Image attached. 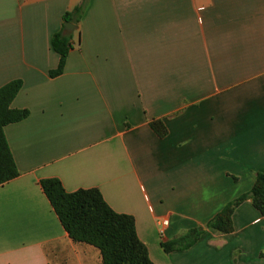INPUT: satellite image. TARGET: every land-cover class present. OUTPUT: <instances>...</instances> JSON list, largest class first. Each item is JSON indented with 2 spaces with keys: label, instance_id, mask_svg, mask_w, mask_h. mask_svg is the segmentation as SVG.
<instances>
[{
  "label": "crops",
  "instance_id": "crops-1",
  "mask_svg": "<svg viewBox=\"0 0 264 264\" xmlns=\"http://www.w3.org/2000/svg\"><path fill=\"white\" fill-rule=\"evenodd\" d=\"M82 2L0 0V88L22 80L11 107L30 112L5 128L20 175L0 186V264H102L64 229L49 178L133 216L155 264H264L251 198L231 233L207 227L264 174V0H89L53 78L52 37Z\"/></svg>",
  "mask_w": 264,
  "mask_h": 264
},
{
  "label": "trees",
  "instance_id": "trees-1",
  "mask_svg": "<svg viewBox=\"0 0 264 264\" xmlns=\"http://www.w3.org/2000/svg\"><path fill=\"white\" fill-rule=\"evenodd\" d=\"M89 0L66 12L63 27L52 37V48L59 54L57 69L50 72L51 77L63 74L70 51L73 49V32L65 31V24L78 26ZM23 87L22 80H14L0 88V186L17 177L20 172L9 146L5 128L19 123L30 115L28 110L13 109V101ZM159 136L166 135V128L160 121L151 124ZM41 187L55 210L69 237L76 243H85L97 248L102 264H155L147 246L137 234L133 216L114 211L105 201L99 189H80L68 193L57 178L41 180ZM247 198L264 217V174H258L255 186L249 194L229 203L207 225L222 234L233 231L235 209ZM203 229H193L187 235L162 242L165 252L183 251L191 248L200 238Z\"/></svg>",
  "mask_w": 264,
  "mask_h": 264
},
{
  "label": "built area",
  "instance_id": "built-area-1",
  "mask_svg": "<svg viewBox=\"0 0 264 264\" xmlns=\"http://www.w3.org/2000/svg\"><path fill=\"white\" fill-rule=\"evenodd\" d=\"M159 224L161 225L160 234L163 236L164 233H165L166 228L169 225V221L167 219H164V220L160 221Z\"/></svg>",
  "mask_w": 264,
  "mask_h": 264
},
{
  "label": "water",
  "instance_id": "water-1",
  "mask_svg": "<svg viewBox=\"0 0 264 264\" xmlns=\"http://www.w3.org/2000/svg\"><path fill=\"white\" fill-rule=\"evenodd\" d=\"M76 25L72 24V23H66L65 24V31H74L76 30Z\"/></svg>",
  "mask_w": 264,
  "mask_h": 264
},
{
  "label": "rangeland",
  "instance_id": "rangeland-1",
  "mask_svg": "<svg viewBox=\"0 0 264 264\" xmlns=\"http://www.w3.org/2000/svg\"><path fill=\"white\" fill-rule=\"evenodd\" d=\"M94 249H96V248H94ZM97 250V249H96ZM98 251V250H97Z\"/></svg>",
  "mask_w": 264,
  "mask_h": 264
}]
</instances>
